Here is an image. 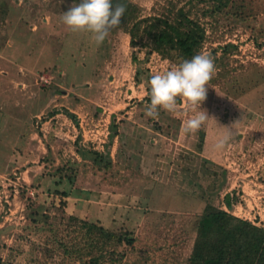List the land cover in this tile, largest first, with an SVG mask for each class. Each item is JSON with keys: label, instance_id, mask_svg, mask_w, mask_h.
<instances>
[{"label": "rangeland", "instance_id": "374dc122", "mask_svg": "<svg viewBox=\"0 0 264 264\" xmlns=\"http://www.w3.org/2000/svg\"><path fill=\"white\" fill-rule=\"evenodd\" d=\"M81 2L0 0V264H187L210 205L264 228V0H124L100 45L61 21ZM179 9L203 37L190 56L140 36ZM201 51V129L181 134L179 98L145 116L150 77Z\"/></svg>", "mask_w": 264, "mask_h": 264}, {"label": "trees", "instance_id": "16d2710c", "mask_svg": "<svg viewBox=\"0 0 264 264\" xmlns=\"http://www.w3.org/2000/svg\"><path fill=\"white\" fill-rule=\"evenodd\" d=\"M112 3L113 7L116 3L126 6L123 19H127L125 15L129 16L131 11L124 0H112ZM134 30H140L139 23L131 30L133 43L136 37ZM196 30L195 22L188 18L183 9H179L175 18L165 16L154 19L140 30V36L146 35L154 42L155 48L166 49L167 52L176 50L182 56H188L199 47L203 38ZM229 47L226 45L224 52ZM61 182L62 179L57 181L58 184ZM226 200L227 205H230L229 197ZM102 235H105L107 240L116 237L107 230L103 231ZM120 236L117 237L118 242L123 238ZM105 245L107 244L103 242V246ZM112 254L113 251L109 255ZM110 259L112 263L109 264H116L112 256ZM92 264H104L100 261V254L95 255ZM187 264H264V228L237 218L225 210L212 205L207 206L199 221L193 250Z\"/></svg>", "mask_w": 264, "mask_h": 264}, {"label": "clouds", "instance_id": "9594fccd", "mask_svg": "<svg viewBox=\"0 0 264 264\" xmlns=\"http://www.w3.org/2000/svg\"><path fill=\"white\" fill-rule=\"evenodd\" d=\"M125 11L124 4L116 3L113 7L112 0H82L62 13L61 21L73 32L90 33L91 39L100 45L113 29L119 27ZM215 71L211 54L201 51L191 59L182 60L164 72L153 74L147 81L150 103L144 106L145 116L158 119L161 109L179 115V98L194 112L184 120L180 129L181 134L200 130L209 119L207 112L201 110V104L207 98L208 84ZM227 139L222 138L217 143V148H223Z\"/></svg>", "mask_w": 264, "mask_h": 264}]
</instances>
